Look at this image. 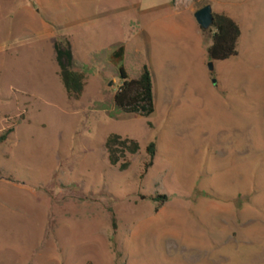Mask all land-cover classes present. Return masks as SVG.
<instances>
[{
  "label": "rangeland",
  "instance_id": "374dc122",
  "mask_svg": "<svg viewBox=\"0 0 264 264\" xmlns=\"http://www.w3.org/2000/svg\"><path fill=\"white\" fill-rule=\"evenodd\" d=\"M229 12L236 55L211 72L185 3L0 0V133L13 129L0 144V264H264V0ZM56 41L84 76L78 98ZM120 45L129 78L150 72L148 117L113 103ZM110 134L139 145L124 171L107 160Z\"/></svg>",
  "mask_w": 264,
  "mask_h": 264
},
{
  "label": "trees",
  "instance_id": "16d2710c",
  "mask_svg": "<svg viewBox=\"0 0 264 264\" xmlns=\"http://www.w3.org/2000/svg\"><path fill=\"white\" fill-rule=\"evenodd\" d=\"M211 27L214 32L211 36V44L207 48L208 58L211 61H222L235 56L237 40L240 35L239 27L235 21L224 14L213 13ZM53 49L59 69V79L67 96L78 98L83 90L84 76L72 69L73 54L69 42L56 41L53 44ZM123 54L124 47L120 45L109 55L110 62L117 66L120 75V84L113 95V103L122 113L148 117L154 111L150 72L146 65H142L139 76L129 78L122 65ZM12 131V127H8L0 133V144L7 140ZM104 147L109 164L116 166L119 171H124L129 166L126 156L134 155L139 151L137 141L118 134H110L105 140ZM145 151L149 158L144 165L146 170L152 165L155 156V143L151 141L145 147ZM164 198V196H160L157 199L163 200Z\"/></svg>",
  "mask_w": 264,
  "mask_h": 264
},
{
  "label": "crops",
  "instance_id": "0c3cea01",
  "mask_svg": "<svg viewBox=\"0 0 264 264\" xmlns=\"http://www.w3.org/2000/svg\"><path fill=\"white\" fill-rule=\"evenodd\" d=\"M234 0H199V2H204L201 6H199L198 8L202 7L205 4H209L211 6L212 9V13L215 14H224L228 17H230L231 19H233L235 21V23L238 25L237 20L235 19L236 17L233 16V14H231L229 12V5L233 4ZM187 4L190 7V15L193 17V13L198 9V8H194L193 4L191 2V0H174V4L176 6H180L182 4ZM194 18V17H193ZM138 21V20H136ZM195 22V33L201 43V49L202 51L207 54V48L210 46L211 44V39L207 38V31H203L199 25ZM239 27V26H238ZM214 32V29H213ZM209 36V35H208ZM125 53H126V47L124 48ZM113 51V50H112ZM111 51V52H112ZM110 52V53H111ZM110 55V54H109Z\"/></svg>",
  "mask_w": 264,
  "mask_h": 264
},
{
  "label": "water",
  "instance_id": "95a60500",
  "mask_svg": "<svg viewBox=\"0 0 264 264\" xmlns=\"http://www.w3.org/2000/svg\"><path fill=\"white\" fill-rule=\"evenodd\" d=\"M193 17L196 23L202 30L209 29L213 24V13L211 6L209 4H205L202 7L198 8L194 13ZM209 71H213V62L210 61L207 64Z\"/></svg>",
  "mask_w": 264,
  "mask_h": 264
}]
</instances>
